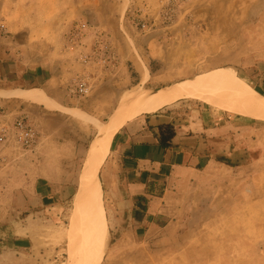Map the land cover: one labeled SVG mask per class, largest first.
Returning <instances> with one entry per match:
<instances>
[{
  "label": "rangeland",
  "instance_id": "obj_1",
  "mask_svg": "<svg viewBox=\"0 0 264 264\" xmlns=\"http://www.w3.org/2000/svg\"><path fill=\"white\" fill-rule=\"evenodd\" d=\"M0 34L12 61L41 67L49 81L19 90H37L66 109L0 91V125L8 129L0 165L17 166H0V186L1 177L17 175L27 189L35 158L68 179L66 210L50 238L62 250L60 264L69 262L68 230L70 264L83 256L79 175L117 107L214 72L257 93L264 74V0H0ZM231 120L233 141L242 143L231 167L200 170L174 189L184 200L174 201L153 229L112 230L102 193L105 247L98 264H264V121ZM17 122L33 127L36 145L27 148L24 136L13 134Z\"/></svg>",
  "mask_w": 264,
  "mask_h": 264
},
{
  "label": "crops",
  "instance_id": "obj_2",
  "mask_svg": "<svg viewBox=\"0 0 264 264\" xmlns=\"http://www.w3.org/2000/svg\"><path fill=\"white\" fill-rule=\"evenodd\" d=\"M6 42L0 34V85H6L0 86L1 92L10 96L26 92L18 88L23 85L49 82L41 67L24 68L18 60L12 61ZM230 76L235 78L226 74L229 79ZM240 82L248 87L246 82ZM255 90L264 97V74L257 79ZM200 99L207 100L196 101ZM53 110L63 113L66 109L56 105ZM233 115L249 118L219 97L185 98L155 113L139 116L117 130L99 175L110 228L118 230L126 225L136 233L153 229L155 219L166 216L174 201L184 200L174 189L190 184V177L200 170L231 167L217 159L230 162L241 148V141H233L230 132ZM166 127L174 131L167 148L161 145L159 135L160 129ZM232 144L239 147L231 150ZM46 162L35 158L31 164L34 177L26 181L27 189L23 176L1 177L0 264H60L62 250L50 238L58 233V217L66 210L62 201L71 189L66 187L67 177L49 171ZM0 166L2 170L17 167L6 162ZM70 232L64 235L68 264L72 261Z\"/></svg>",
  "mask_w": 264,
  "mask_h": 264
},
{
  "label": "bare ground",
  "instance_id": "obj_3",
  "mask_svg": "<svg viewBox=\"0 0 264 264\" xmlns=\"http://www.w3.org/2000/svg\"><path fill=\"white\" fill-rule=\"evenodd\" d=\"M12 94L48 110L56 108L55 103L37 90L14 92L10 95ZM202 97H219L238 113L264 120V97L245 86L235 84L219 72L195 76L148 94L141 93L132 101L117 107L106 125L100 128L102 135L93 141L79 175L75 215L82 235L83 256L75 264H98L105 247L106 221L101 201L99 171L108 155L115 132L131 120L144 114L155 113L181 99Z\"/></svg>",
  "mask_w": 264,
  "mask_h": 264
},
{
  "label": "built area",
  "instance_id": "obj_4",
  "mask_svg": "<svg viewBox=\"0 0 264 264\" xmlns=\"http://www.w3.org/2000/svg\"><path fill=\"white\" fill-rule=\"evenodd\" d=\"M13 134L17 135V137L24 136L25 145L27 148L33 147L37 143V135L36 131L32 126L23 125L21 122H17L15 124ZM8 137V129L4 124L0 125V147L4 145L7 141ZM20 143V142H18Z\"/></svg>",
  "mask_w": 264,
  "mask_h": 264
},
{
  "label": "trees",
  "instance_id": "obj_5",
  "mask_svg": "<svg viewBox=\"0 0 264 264\" xmlns=\"http://www.w3.org/2000/svg\"><path fill=\"white\" fill-rule=\"evenodd\" d=\"M159 135H160L161 145H163L165 148L169 147L170 146L169 142L174 136L173 129L171 127H166V128L160 129ZM217 160L221 163H224L228 166H231L230 162L227 159L218 158Z\"/></svg>",
  "mask_w": 264,
  "mask_h": 264
}]
</instances>
